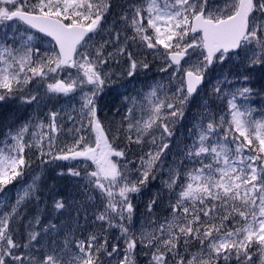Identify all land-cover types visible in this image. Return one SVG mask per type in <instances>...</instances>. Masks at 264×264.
I'll return each mask as SVG.
<instances>
[{
    "label": "snow or ice",
    "instance_id": "6c2138e0",
    "mask_svg": "<svg viewBox=\"0 0 264 264\" xmlns=\"http://www.w3.org/2000/svg\"><path fill=\"white\" fill-rule=\"evenodd\" d=\"M154 67L166 84L145 79L147 91L117 93L119 120L101 116L110 86ZM53 97L66 107L24 116ZM45 164L78 178L87 227L26 214ZM48 196L53 211L70 207L55 186ZM141 257L264 264V0H0V264Z\"/></svg>",
    "mask_w": 264,
    "mask_h": 264
},
{
    "label": "rangeland",
    "instance_id": "374dc122",
    "mask_svg": "<svg viewBox=\"0 0 264 264\" xmlns=\"http://www.w3.org/2000/svg\"><path fill=\"white\" fill-rule=\"evenodd\" d=\"M113 3L115 5H123V4L127 3V0H113ZM115 11L119 12L120 8L116 7ZM150 59H151V57H150ZM230 67H231L230 65L226 66L225 71H227L228 68H230ZM114 71H118V69H116L115 66H114ZM164 76H165V74L160 73L158 71V69L154 67L152 72L149 74V76L147 78L141 77L140 80L137 82H134V84H126V82H124V86H121V84H116V85L110 86L114 90L107 92V94H104L103 98L99 101V103L104 106V110L101 113V116L107 115L109 119L115 118L116 120H119V116L115 115L114 110H110V109H112L113 103L119 104V102H120L117 99V93L134 94L132 91L133 88H135L136 90L143 89L144 91H147L148 89L144 87L145 79H146V82L148 84H152L155 81H162L163 83L166 84L167 80L162 79ZM230 79H231V77H230ZM39 90H40V93L43 94L44 88L41 87ZM66 99H68V98H66V97H64V98L53 97L51 100L45 99L44 101L41 102L39 107H37L35 104L32 105L31 107L24 106L22 108V112H23L25 117L36 116L37 114L42 115L44 113H47V111L49 109H54V108L59 109L62 106L66 107V105H64V101ZM253 99H255L257 101V103L251 104V107L257 110L254 113V116L256 119H259L260 118L259 108L261 107V104L259 103L260 98L254 97ZM78 101H79V96L77 95L76 101L73 102L74 106L77 108L79 107ZM17 106H19V101H17L16 105H12L11 107L14 110ZM186 123H187V121H181L176 126L177 127L176 138L179 140H183L186 136L185 128L181 127V124H186ZM174 151H175V149H174ZM34 159H36V157H34ZM171 159H172L171 157L168 158L169 162H171ZM36 162H37V165H39V159H36ZM57 163H59L61 165H67V166H73V165L80 164L77 161H58ZM92 167L94 168L95 166L92 165ZM41 170H43L42 181L45 182L47 180L45 178L46 177L49 178L50 174L55 175L61 170L66 172L67 168L59 169V168H55L54 165H47V164L40 165L39 167L33 168V171L36 173H40ZM56 178H58V177H56ZM25 179H27V177ZM77 179L78 178H71L70 182H69V185L72 188L70 190H73V193H70L71 195L69 194V197H70L69 200H71L70 207H68L69 210L66 209V210H63V212H62V213H64V215L66 214L65 216L60 215L61 212L53 211L52 201L49 199L48 192H45V190H44L45 186L41 187V195H40L39 200H33L32 203L28 205V207L26 209V214L31 216L32 214L38 212L41 216V219L45 223H47L49 220H51L52 222L60 224V225H71L72 228L76 227V220L78 219L81 227H86L84 217H85V215L90 216L91 215L90 211L87 213H85L84 211H80L79 213L74 214L73 217L70 218V215L72 214L71 211H73L75 208H77L79 206V202L84 200V197L80 196L81 193L74 186ZM48 181H49V179H48ZM155 182H156V185L158 186V188H160L161 185H160L159 179ZM29 183H30V180H29ZM81 183H82V181H81ZM19 189H20L19 184L15 185V186L9 185V186H7L6 191L10 194V196L14 200L16 193H17V191H19ZM46 189H47V185H46ZM78 192H79V194H78ZM152 192H155V190L152 189ZM150 196H151V193H146L140 197V201H138L140 212L146 211L143 207V202L147 201L150 198ZM75 212H77V211H75ZM52 235L55 237L56 234L53 233ZM56 238L60 239V240L63 239V237H56ZM48 242H49L48 239L45 238V240L41 241V244L46 245ZM37 247H39V246H37ZM140 260H141V264H144V258L141 257Z\"/></svg>",
    "mask_w": 264,
    "mask_h": 264
},
{
    "label": "trees",
    "instance_id": "16d2710c",
    "mask_svg": "<svg viewBox=\"0 0 264 264\" xmlns=\"http://www.w3.org/2000/svg\"><path fill=\"white\" fill-rule=\"evenodd\" d=\"M35 167L36 166L34 165L33 168H35ZM56 177H58L57 174H55V175L50 174L49 178L48 177L45 178L47 180L45 182H43V184H42V186H45L44 187L45 192H48L49 188H52L53 186H55V188L58 191L63 192L64 195L69 199L70 198L69 194L73 193V190H70V189H72L71 186L69 185L70 179H63L60 177H58V178H56ZM48 179H49V181H48ZM154 184H155V187H153L152 189L157 191L158 186L156 185V182ZM46 185H47V189H46ZM78 194H79V192H78ZM80 196H83V195H80ZM70 202H71V200H69V205H70ZM67 209L69 210V208H67ZM75 211H76V208L73 211H71L72 214L70 215V218L73 217V215L77 213ZM60 215L65 216L66 214L64 215V213H60ZM86 227H87V225H86Z\"/></svg>",
    "mask_w": 264,
    "mask_h": 264
},
{
    "label": "water",
    "instance_id": "95a60500",
    "mask_svg": "<svg viewBox=\"0 0 264 264\" xmlns=\"http://www.w3.org/2000/svg\"><path fill=\"white\" fill-rule=\"evenodd\" d=\"M77 162H80V161H77ZM91 163V162H90Z\"/></svg>",
    "mask_w": 264,
    "mask_h": 264
}]
</instances>
